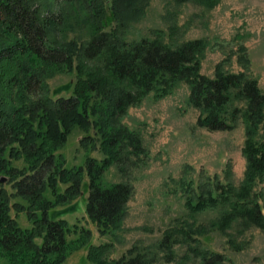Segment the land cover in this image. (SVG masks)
Masks as SVG:
<instances>
[{
    "label": "trees",
    "instance_id": "1",
    "mask_svg": "<svg viewBox=\"0 0 264 264\" xmlns=\"http://www.w3.org/2000/svg\"><path fill=\"white\" fill-rule=\"evenodd\" d=\"M148 1L110 0L116 25L106 29L103 0H0V264H64L68 235L77 229L51 211L82 195L85 177L87 217L100 234L122 227L133 186L128 180L106 185L102 177L111 165L127 176L148 157L141 136L123 118L149 93L163 97L178 82L188 85L197 126L217 131L232 129L239 119L244 123L239 184L207 180L195 191L188 183L185 205L191 211L218 209L210 226L224 232L234 222L264 226L256 189L264 183V92L246 71H225L220 63L213 76L202 73L201 38L176 44L157 36L126 39L124 30L143 15ZM198 1L208 7L218 2ZM74 21L92 30L87 39L60 35ZM60 69H74L76 79L72 94L53 97L46 79ZM75 126L87 133L81 143L97 147L101 157L88 155L83 164L67 167L59 150ZM15 159L25 164L18 167ZM47 188L53 198L45 195ZM12 210L24 212L29 226H21ZM80 231L76 247L91 235L87 228ZM182 236L196 240L187 231ZM176 238L166 230L156 250L132 245L118 258H110L112 242L89 243L86 258L90 264H156L162 251L172 261ZM187 248L196 264L224 262L221 253Z\"/></svg>",
    "mask_w": 264,
    "mask_h": 264
},
{
    "label": "rangeland",
    "instance_id": "2",
    "mask_svg": "<svg viewBox=\"0 0 264 264\" xmlns=\"http://www.w3.org/2000/svg\"><path fill=\"white\" fill-rule=\"evenodd\" d=\"M103 5L105 28L109 29L116 25L110 0H103ZM91 31L74 21L60 35L82 41ZM124 35L128 40L157 36L169 44L201 38L206 42L201 58L202 73L213 76L215 66L220 63L225 71H246L257 79L264 92V0H218L211 7L198 0H149L143 15L129 22ZM75 79L74 69L56 71L46 79L50 95L69 96ZM188 96V85L178 82L163 97L149 93L124 116L123 122L141 136L148 157L142 167L131 170L127 176H121L116 166L111 165L102 177L106 185L128 180L133 186L120 229L100 234L87 217L84 208L86 177L82 195L52 209L53 215L65 218L77 229L68 235L70 250L64 264H90L86 258L89 243L112 242L110 258H118L132 245L156 250L157 243L169 229L177 237L172 246L174 258L166 261L164 253L157 251L156 264H196L198 259L188 251L189 245L223 254V264H264V226L234 222L224 232L210 226V221L219 216L218 209L191 211L185 205L188 183L195 191L207 180L236 186L245 169L242 119L230 130L209 131L199 127L195 123L198 110L190 105ZM86 134L79 126L73 127L59 150L67 167L83 164L88 155L101 157L97 147L81 143ZM12 163L18 167L25 164L23 159ZM6 187L11 190L9 185ZM62 187L60 184L58 189ZM256 189L264 214V183L259 182ZM45 195L53 198L49 188ZM11 213L21 226H29L24 212L12 210ZM196 226H203L206 231L200 234L188 229ZM80 228L89 229L91 235L86 244L76 247L82 239ZM184 231L196 240L183 239Z\"/></svg>",
    "mask_w": 264,
    "mask_h": 264
}]
</instances>
